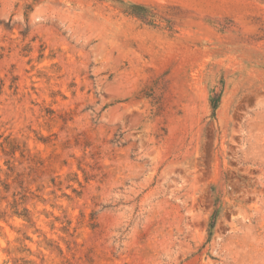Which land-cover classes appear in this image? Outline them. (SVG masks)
Masks as SVG:
<instances>
[{
    "label": "rangeland",
    "instance_id": "374dc122",
    "mask_svg": "<svg viewBox=\"0 0 264 264\" xmlns=\"http://www.w3.org/2000/svg\"><path fill=\"white\" fill-rule=\"evenodd\" d=\"M0 264H264V0H0Z\"/></svg>",
    "mask_w": 264,
    "mask_h": 264
},
{
    "label": "trees",
    "instance_id": "16d2710c",
    "mask_svg": "<svg viewBox=\"0 0 264 264\" xmlns=\"http://www.w3.org/2000/svg\"><path fill=\"white\" fill-rule=\"evenodd\" d=\"M130 11L133 15L141 17V18H148L149 16H152V12H150V9L146 6L140 5V4H130ZM215 107V103L213 104V108Z\"/></svg>",
    "mask_w": 264,
    "mask_h": 264
}]
</instances>
